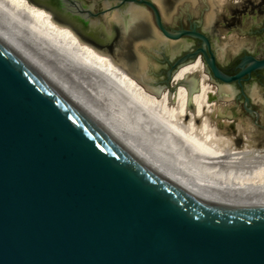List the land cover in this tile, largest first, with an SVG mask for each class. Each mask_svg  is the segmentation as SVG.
Here are the masks:
<instances>
[{
  "label": "water",
  "instance_id": "1",
  "mask_svg": "<svg viewBox=\"0 0 264 264\" xmlns=\"http://www.w3.org/2000/svg\"><path fill=\"white\" fill-rule=\"evenodd\" d=\"M33 1L91 44L92 35L112 39L106 16L113 9L106 1L99 13L92 12L95 2ZM121 2L127 5L115 7L119 14L137 5L153 12L161 51L171 41H197L196 50L179 57L180 49L171 48L165 79L155 88L160 92L172 95L184 86L190 94V84L197 90L198 72L174 83L173 75L198 58L209 78L240 88L264 69V59L247 55L238 72L226 75L209 35L196 24L173 31L153 0ZM142 84L154 83L143 77ZM0 264H264V209L188 194L0 40Z\"/></svg>",
  "mask_w": 264,
  "mask_h": 264
},
{
  "label": "bare ground",
  "instance_id": "2",
  "mask_svg": "<svg viewBox=\"0 0 264 264\" xmlns=\"http://www.w3.org/2000/svg\"><path fill=\"white\" fill-rule=\"evenodd\" d=\"M32 1L0 0L1 41L116 140L188 194L229 207L264 209V149L252 143L250 133L244 134L240 125L236 126L240 145L232 134L219 129L211 115L217 105L209 101L218 90L199 58L173 75L174 83L198 72L197 90L190 84V94L184 86L172 95L167 89L160 92L142 84L147 68L137 49L158 36L143 11L129 8L107 20L112 38L108 40L115 43L108 52ZM153 1L167 17L162 0ZM227 1H207L212 7L207 24L212 23L214 8L221 11ZM127 49L131 59L120 51ZM219 93L225 100L233 95L229 86ZM250 96L254 101L262 98L255 89ZM163 148L171 149V161L160 152Z\"/></svg>",
  "mask_w": 264,
  "mask_h": 264
},
{
  "label": "rangeland",
  "instance_id": "3",
  "mask_svg": "<svg viewBox=\"0 0 264 264\" xmlns=\"http://www.w3.org/2000/svg\"><path fill=\"white\" fill-rule=\"evenodd\" d=\"M207 1L208 0H162L163 7L166 5L167 17H164L158 5L157 7L161 12L164 25L170 30H187L191 25L196 24L198 30L205 31L211 39L217 61L223 68H231L234 66L237 58L244 53L255 56L258 59L264 58V0H240L236 5L233 3L234 0H228V3L223 6V10L221 9L220 11V9L214 8V17L211 24H207L206 20L212 10V7H210ZM142 11L145 13L149 23L152 25L150 26L154 28V31L157 32H155V34L158 36L154 42L151 43L153 44L151 48L145 44L139 45L137 53H141L146 62L147 69H145V79L149 80L150 83H154V87L150 86L151 88H157L162 85L160 82L165 79V72L169 68L168 64L164 62V59L165 57H170L169 53L171 48L174 46L180 49L177 53L179 57L185 54L188 49L195 47L196 41L189 38L182 39L178 42L171 41L168 42L171 47H167L165 51H161L157 43L161 34L155 26L153 14L151 10L146 7H144ZM115 14H108L106 16L107 20L111 21L110 17ZM101 23L104 24V21H101ZM81 37L87 39L82 35ZM89 39L93 41V45L100 49L106 48L108 44L112 46L115 44L113 43L114 41L110 42L103 33L100 35H92ZM224 46L225 48H222ZM152 48L158 50L159 53L154 52ZM120 51H125L127 53L126 55L131 59L132 56H130L131 52L129 49ZM184 65L179 66L177 69ZM205 73L209 76L207 72ZM197 76L199 78V73ZM210 83L215 87L216 91L218 90L216 93L212 94L209 101L210 104L214 103L217 105V112L214 113V111H212L211 115L212 119L217 122L219 129L222 127V130L220 129L221 131L227 132L229 135L232 134L236 143L240 145L242 140L240 138L241 136L237 134L238 128H236V126L240 125L245 131L244 134L248 135L250 133L248 136L252 143L259 147V149H264V69L259 70L257 75L254 76L250 82L245 84L242 93L235 84H218L211 78ZM226 86H229L233 93L232 97H229L227 100L219 93V89ZM252 89L258 91L263 99L261 98L260 101H254L250 96V91ZM246 99H248L247 102ZM224 121H226V123ZM227 122L229 123L227 124ZM248 126H250V128ZM246 127L247 130H245ZM149 135L152 136L148 134L146 137L152 142H155ZM157 146H159V144H157ZM160 152L169 157L171 161L170 148H163Z\"/></svg>",
  "mask_w": 264,
  "mask_h": 264
},
{
  "label": "flooded vegetation",
  "instance_id": "4",
  "mask_svg": "<svg viewBox=\"0 0 264 264\" xmlns=\"http://www.w3.org/2000/svg\"><path fill=\"white\" fill-rule=\"evenodd\" d=\"M46 1H49V0H46ZM53 1H55V0H53ZM79 1V3H81V4H83V5H85V6H89V5H91L92 4V2H95V8H94V10H92V12L93 13H99L101 10H103V8L104 7H102V1H106V2H108L110 5H109V8H112L113 10H111L109 13L107 12V14H119V13H117L116 11H114L115 10V7H119V9H120V11H122L123 9H124V7L127 5L126 3H123V2H121V0H78ZM137 5V4H136ZM137 7H139V10H143L144 9V7L145 6H143V5H137ZM146 8H148V7H146ZM138 9V8H137ZM152 12V11H151ZM121 14V13H120ZM152 14H153V12H152ZM100 17V16H99ZM154 17V16H153ZM77 21V20H76ZM190 28V27H189ZM188 28V29H189ZM179 30H182V29H179ZM199 31H201V30H199ZM209 39H210V37H209ZM211 40V39H210ZM194 41H196V40H194ZM199 46H198V44H197V41H196V46L195 47H193V48H191V49H189L188 51H194V50H196L197 48H198ZM186 53V52H185ZM184 55V54H183ZM247 55H249V56H252V55H250V54H247V53H244V54H242L241 56H239L238 58H237V60H236V63L234 64V66H232L231 68H223L222 66H220L219 65V63H218V65H219V67H220V69H221V71L223 72V73H225L226 75H229V76H231V75H234L236 72H238L239 71V69H238V66H239V64L241 63V59L244 57V56H247ZM253 57H255V56H253ZM255 58H257V57H255ZM258 59V58H257ZM262 59H264V58H262ZM218 62V61H217ZM257 72L258 71H256V72H254V73H252L251 74V77H250V79L248 80V81H242L241 82V85H242V87L240 88V87H238L236 84V86L238 87V90L242 93L243 92V89H244V86H245V84L246 83H248V82H250L251 80H252V78L254 77V76H256L257 75Z\"/></svg>",
  "mask_w": 264,
  "mask_h": 264
}]
</instances>
